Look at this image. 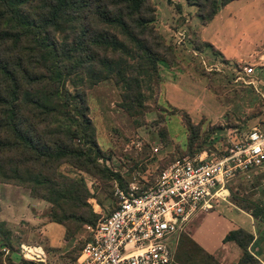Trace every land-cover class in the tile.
<instances>
[{
    "label": "trees",
    "instance_id": "16d2710c",
    "mask_svg": "<svg viewBox=\"0 0 264 264\" xmlns=\"http://www.w3.org/2000/svg\"><path fill=\"white\" fill-rule=\"evenodd\" d=\"M229 1L185 0L194 5L202 24ZM154 19L151 0H0V181L23 185L30 195L48 200L51 220L63 225L64 236L76 224L97 220L84 184L60 172L59 165L66 162L96 176L106 170L96 160L101 150L84 90L112 79L126 104L138 107L141 83L161 82L160 62L182 67ZM169 105L195 132L188 112ZM200 152L216 158L225 149ZM248 211L264 219V204L253 203ZM2 239L9 244L7 237ZM222 239L241 250L233 264H263L249 250V231L232 228ZM188 241L201 250L190 237ZM204 254L209 264H220Z\"/></svg>",
    "mask_w": 264,
    "mask_h": 264
},
{
    "label": "rangeland",
    "instance_id": "374dc122",
    "mask_svg": "<svg viewBox=\"0 0 264 264\" xmlns=\"http://www.w3.org/2000/svg\"><path fill=\"white\" fill-rule=\"evenodd\" d=\"M151 1L159 18L155 11L154 25L174 48L183 67H173L177 71H174L177 73L175 80L169 76V81L175 82L168 85L169 101L163 97L158 80L141 83L142 104L138 107L126 104L118 83L112 79L95 82L83 93L87 114L94 126V139L101 150L96 160L106 170L96 176L66 162L58 167L63 174L84 184L96 220L113 207L116 188L124 189L131 181L146 187L174 158L193 156L203 149L217 152L243 137L252 126L264 127V58L259 59L256 52L264 51V0H232L222 11L228 26L233 23L240 28L233 45L238 55L229 67L217 61L216 51L209 42L199 39V26L192 24L195 17L198 18L194 6L184 3L185 20L184 16L180 19L176 15L168 0ZM218 24L220 21L215 17L209 23L207 33H215L216 25L222 28ZM242 26H256V31L261 34L250 37L245 33L244 36L242 29L245 27ZM193 49L199 52L194 53ZM248 62H254L259 68L261 82L245 83L241 78L247 79V76L241 71L236 73ZM236 75L240 78L235 79ZM169 103L187 108L192 115L190 120L196 123L195 132L185 128L184 115L173 111ZM225 187L223 195L214 197L207 210L232 205L249 212L253 203L264 204V169L247 175L236 174ZM50 210L48 200L30 195L25 186L0 181V221H3L5 233L0 231L3 264L72 263L88 238L86 225L93 224H76L71 228L72 232L64 236L63 225L51 220L53 213ZM186 232L183 230L172 264H209L204 252L188 241ZM3 237H7L8 245L2 243ZM20 243L40 245L45 260L21 257ZM211 255L218 262L219 254Z\"/></svg>",
    "mask_w": 264,
    "mask_h": 264
},
{
    "label": "built area",
    "instance_id": "2783aa9c",
    "mask_svg": "<svg viewBox=\"0 0 264 264\" xmlns=\"http://www.w3.org/2000/svg\"><path fill=\"white\" fill-rule=\"evenodd\" d=\"M240 71L247 76L241 78L245 83H255L252 64L236 73ZM263 168L264 127L255 125L216 158L200 153L174 158L146 187L131 181L124 189L116 188L113 207L95 224L86 225L88 238L71 264H171L189 216L209 209L234 175ZM19 254L45 260L37 244L20 243Z\"/></svg>",
    "mask_w": 264,
    "mask_h": 264
},
{
    "label": "crops",
    "instance_id": "0c3cea01",
    "mask_svg": "<svg viewBox=\"0 0 264 264\" xmlns=\"http://www.w3.org/2000/svg\"><path fill=\"white\" fill-rule=\"evenodd\" d=\"M167 2L173 4L174 11L177 16H180V19L181 16L185 17L184 15L185 8L183 6L184 3L187 4L185 0H168ZM229 2L218 6L217 11L212 17V19H210L206 23L204 24L201 23L200 25L199 24L200 21L198 20V18L196 19V17H195V21H192V24H195L196 27L197 25L199 26V39L201 41L204 40L209 42V44L213 46L212 49L216 51L217 61L221 62L224 66H228V67L231 61H233L232 59L236 60V57L234 58V56L238 55L237 53L238 50L234 48L233 45L236 39L235 37H238V35L240 34L238 33V30L240 29L238 28L239 26H235L233 23H230L231 25L228 26L229 24L223 20L224 13H222V11L229 4ZM188 5H192V4H188ZM155 11L157 17V8ZM215 17H218V21H220V25H222V28H217L216 25L215 33L208 34L206 29L209 23ZM157 19L159 18L157 17ZM220 25L218 24V27ZM242 27L245 28L242 29ZM242 27L241 29L242 31H244L243 32L244 36H246V34H249L250 37H254L256 35L261 34L260 31L258 32L256 31L257 29L256 26L253 27L242 26ZM196 51L199 52V50L193 49L194 53H197ZM256 52H257V57L259 59L264 58V51L258 50ZM222 59H226L227 61H222ZM162 63L164 64L163 66ZM248 63L253 65V70L255 71V72L253 71V75H252L254 77V82L256 81L261 82L262 81L261 74L260 72H258L259 68H256V66H254V62H248ZM262 64L264 65V62ZM177 66L178 65H167L164 62L159 63V74L161 76V93L163 94V97L167 100H168V91H167L168 85L170 84L172 85L175 83L173 81H169V76L170 78L174 77L175 80V76H177V73L175 72L177 71L173 70V67H177ZM230 67L233 66L230 65ZM176 106L184 108L180 105H176ZM188 114L192 119V115L189 112ZM237 227H241L252 234V241L250 243L249 250L260 262L264 264V219L260 220L258 218H254L249 212L231 205V206H225V208H221V209L215 208L207 211L198 210L193 214H191V216H189L188 220L184 224V230L186 229L187 235L190 237V239H192V241H194V243H196L201 248L202 251L207 252L209 254L211 253L219 254V256L217 257L218 258L217 261L220 264H233L238 259L241 253L239 246L234 241L222 239L224 234L229 229L237 228Z\"/></svg>",
    "mask_w": 264,
    "mask_h": 264
}]
</instances>
